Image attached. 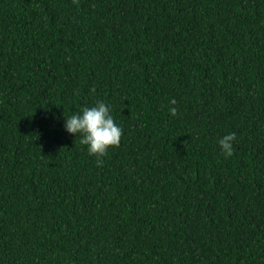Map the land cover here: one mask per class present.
Returning <instances> with one entry per match:
<instances>
[{"label":"trees","instance_id":"trees-1","mask_svg":"<svg viewBox=\"0 0 264 264\" xmlns=\"http://www.w3.org/2000/svg\"><path fill=\"white\" fill-rule=\"evenodd\" d=\"M0 264H264V0H0Z\"/></svg>","mask_w":264,"mask_h":264},{"label":"clouds","instance_id":"clouds-1","mask_svg":"<svg viewBox=\"0 0 264 264\" xmlns=\"http://www.w3.org/2000/svg\"><path fill=\"white\" fill-rule=\"evenodd\" d=\"M175 104V100L171 101ZM176 115V109H171ZM64 129L72 135L79 134L80 142L87 146L90 155L96 156L97 166L103 164V157L107 155L110 147H118L123 129L115 122L112 115V106L98 100L91 107H83L80 111L64 117ZM236 134L229 133L218 140L219 148L225 159L234 154Z\"/></svg>","mask_w":264,"mask_h":264}]
</instances>
